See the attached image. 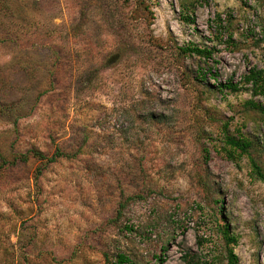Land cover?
<instances>
[{
	"label": "rangeland",
	"instance_id": "1",
	"mask_svg": "<svg viewBox=\"0 0 264 264\" xmlns=\"http://www.w3.org/2000/svg\"><path fill=\"white\" fill-rule=\"evenodd\" d=\"M251 68L264 0H0V264H264Z\"/></svg>",
	"mask_w": 264,
	"mask_h": 264
},
{
	"label": "trees",
	"instance_id": "2",
	"mask_svg": "<svg viewBox=\"0 0 264 264\" xmlns=\"http://www.w3.org/2000/svg\"><path fill=\"white\" fill-rule=\"evenodd\" d=\"M26 34H27V30L20 29V31H19V29H16L17 40L21 39L23 36H26ZM182 50H183V52H190L192 54L200 56L203 59H205V58L207 59L210 57V52L206 48H197V47L193 46V47H189V48L188 47L184 48ZM54 54L57 56L56 51L54 52ZM57 60H59V58H57ZM31 72H33V71H31ZM28 78H27V80H28ZM34 81L32 79H30V81L28 82V86H27L28 88L25 89V91H31L32 92V90L36 89V85L39 83V81L38 80H36L35 82ZM240 83L243 85H247V87H248L247 89L249 90L251 96H260L264 100V70L263 69L251 68V69L247 70L246 74H244L242 76ZM51 84H52V80L49 79L48 86L50 87ZM218 86L220 88L228 90L229 92H235L239 88V86L237 84L234 85L229 81L225 82L224 84H219ZM46 91L47 90L44 89L41 92H37L35 99L33 101L36 102L39 99V97L41 95H43ZM22 102H23V100H22ZM22 102H17L15 104L10 105L11 107L9 108V111L12 113L14 112V113L10 115L11 121L9 120V123L13 127H14L17 119L28 115L29 111L31 109L30 102L29 103L25 102L27 105L20 106ZM246 104L249 105L251 108L258 109L260 111V113L262 115H264V104L259 105V104L253 103L251 101H248ZM15 106H16V109H15ZM223 144L225 146H227L230 150L238 151L239 153H245L246 149L248 148V144L244 140L233 138V137L228 136V135H223ZM49 161H51V160H49ZM250 167H251V170L253 171V173H255L256 176H258L259 179L262 180L263 176L260 174L259 169L254 164H251ZM222 234H223V238H224V241L226 242V244H233L235 242V240L233 238L228 237L225 228H223ZM155 258L159 260L158 257H155ZM224 259H225L224 264H237L236 257L230 249L227 250L226 256ZM104 260H105V262L108 261L106 256H104ZM110 264H137V263L132 261L127 255H125L121 252H116L113 255H111Z\"/></svg>",
	"mask_w": 264,
	"mask_h": 264
}]
</instances>
